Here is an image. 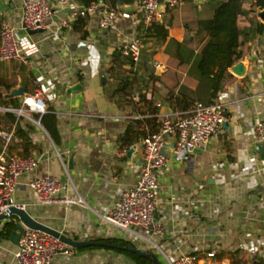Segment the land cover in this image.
<instances>
[{
  "label": "crops",
  "instance_id": "crops-1",
  "mask_svg": "<svg viewBox=\"0 0 264 264\" xmlns=\"http://www.w3.org/2000/svg\"><path fill=\"white\" fill-rule=\"evenodd\" d=\"M48 1L52 7L57 3ZM70 2L78 4V0ZM138 2L132 0L119 9L132 12ZM22 3L23 0H0V24L5 21L14 26L18 37L29 41L34 50L25 61H0V79L11 89L20 85L24 88V95L17 97L20 103L25 95L37 91L52 106L59 143L55 144L33 118L0 106V138L4 143L1 152L6 153L15 127V122L2 116L4 112L22 116L33 125L30 138L35 148L27 156L35 157L38 164L18 178L16 203L34 219L71 239L123 238L137 249L153 253L161 264H167L165 256L175 259L182 254L195 255L196 264H264V154L253 134V125L264 119V31L242 45L243 56L237 62L242 64V71L228 69L229 76L218 93L227 116L220 130L204 147L183 159H177L172 152L173 137L167 138L164 150L169 161L157 175L154 220L160 231H140L145 238L132 237L101 218L112 206L117 191L136 182L142 159L143 138L127 148H119L118 139L131 120L137 123L154 108L156 113L179 111L169 106V93L177 94L182 86L196 88L197 81L166 51V45L169 39H191L197 20L210 16V0H183L181 5L166 9L158 22L168 30L163 41L145 36L127 19H120L113 29L101 30L96 13L85 17L87 36L81 38L72 22L68 27L59 26L60 20L69 18V9L64 7L51 15L46 30L30 33L21 24ZM255 20L264 23L258 11ZM136 36H142L143 41L135 64L137 82H144L145 98L150 103L138 102L134 92L131 102H117L106 91L110 80L106 70L113 50ZM189 45L197 46L194 42ZM76 82L82 88L66 93ZM112 85L109 83V87ZM2 92L7 93L4 89ZM4 133L10 135L9 139L4 138ZM8 155L21 156L20 148L12 147ZM70 158L72 168L68 167ZM51 176L65 183L60 195L78 194L85 205L37 203L30 182ZM4 222L0 221V230ZM16 249L17 245L8 238L0 239V264H12ZM54 264L135 262L110 249L73 248L70 254H56Z\"/></svg>",
  "mask_w": 264,
  "mask_h": 264
},
{
  "label": "built area",
  "instance_id": "built-area-1",
  "mask_svg": "<svg viewBox=\"0 0 264 264\" xmlns=\"http://www.w3.org/2000/svg\"><path fill=\"white\" fill-rule=\"evenodd\" d=\"M182 3L183 0H139L134 11L125 12L121 11L119 6L110 7L103 2L81 5L70 0H57L56 5L52 7L48 0H23L21 24L26 30H46L51 15L64 7L69 9V18L60 20V27H68L71 22L96 13L97 24L101 30L113 29L120 19H127L133 26H141V31L145 33L147 27L163 19L166 9L175 8ZM142 44V36H136L121 46L122 52L130 56L136 64L141 56ZM33 50L34 47L29 41L18 37L14 26L5 21L1 22L0 61H25ZM23 104L31 112L38 114H42L46 108V103L37 91L25 95ZM156 106H159V103H156ZM14 110L16 112V109ZM18 114L22 115L21 111ZM155 116L160 122L159 127L142 140V159L136 182L132 186L120 188L112 206L101 216L104 222L132 237L145 238L140 231H160L154 220L159 189L157 175L169 161L164 150L167 138L173 137L172 152L177 159H183L196 149L204 147L227 120L224 104L218 96L209 104L197 101L188 111H169L156 113ZM253 134L264 154V119L253 125ZM3 136L5 139L10 137L6 133ZM37 164L38 160L32 156L0 152V214L6 212L10 206L19 205L14 198L18 178L34 169ZM29 186L35 200L41 205H85L84 199L78 194L60 195L65 183L58 177L35 178ZM72 250V246L58 237L25 227L13 254L12 264H54L56 254H70ZM209 255H213V252ZM165 259L167 264H196L197 261L193 254H182L175 259L165 256Z\"/></svg>",
  "mask_w": 264,
  "mask_h": 264
},
{
  "label": "trees",
  "instance_id": "trees-1",
  "mask_svg": "<svg viewBox=\"0 0 264 264\" xmlns=\"http://www.w3.org/2000/svg\"><path fill=\"white\" fill-rule=\"evenodd\" d=\"M131 1L121 0V4ZM92 2H103L110 7L119 6L117 0H78L81 5H88ZM263 9L264 0H210V16L197 20L196 29L191 39L181 42L174 39L168 40L166 51L172 53L180 65H185L187 75L197 81L194 90L182 86L177 94H168L166 99L172 110L188 111L197 101L209 104L217 98L225 79L229 76L228 69L242 59L244 42L264 31V23L255 20L256 12ZM86 23L87 18H79L72 22L73 28L79 32L81 38L87 36ZM139 27L141 28V26ZM144 32L145 36L159 38L162 41L168 36V30L162 23H155L147 27ZM192 42L197 46H190L189 43ZM106 74L110 79L105 85L110 98H115L117 102L122 100L131 102V93L134 92L139 98L138 102L150 103V100L145 98L144 82L142 81L141 84L137 82L138 68L130 56L123 54L122 47L113 50ZM133 82L137 84L134 85ZM109 83H113L112 88L109 87ZM3 89L8 92L11 85H5L0 79V106L20 109L19 99L17 97L4 98ZM155 113L154 108L137 123L131 120L118 139L119 148H127L138 142L140 138L144 139L157 131L160 122ZM2 116L10 122H15L12 141L7 144L6 153L8 154L12 147H19L21 156L30 155L31 150L35 148V144L30 138V132L33 129L32 123L24 121L22 116H17L9 111L4 112ZM33 118L40 122L54 143L58 144L57 119L52 106L46 104L44 112L42 114L33 113ZM14 139L17 142H14ZM3 144V140L0 138V152ZM14 218L16 217L11 216L4 222L0 230V239L8 238L15 225ZM108 245L120 248H112ZM85 248L110 249L128 256L135 264H157L151 258L153 253L147 251L150 256H138L133 251L136 248L134 244L123 238H97L93 240L92 245Z\"/></svg>",
  "mask_w": 264,
  "mask_h": 264
},
{
  "label": "water",
  "instance_id": "water-1",
  "mask_svg": "<svg viewBox=\"0 0 264 264\" xmlns=\"http://www.w3.org/2000/svg\"><path fill=\"white\" fill-rule=\"evenodd\" d=\"M117 3L119 6L122 5L121 0H117ZM258 16L261 20L264 21V9L258 11ZM40 31H43V30L42 29H35V30H30L29 32L30 33H36V32H40ZM231 67L235 73H239L240 71H242V64H240V63H236V65L234 64ZM101 83L102 84L105 83V77L101 78ZM81 88H82V85L80 84V82H76V83L70 85L66 89V93L74 92L76 90H80ZM23 95H24V88L20 85L18 87H14V88L10 89L9 92L4 93L3 97L4 98H13V97H21ZM37 124H40V122L38 121ZM131 150H132V148L128 149L127 154H130ZM259 150L260 151L262 150L261 146H259ZM68 167L72 168V158H70L68 160ZM11 216H15L16 218H14L15 225H14V228L12 229V231L10 232L8 239L14 245H18L19 240H20L22 234L24 233L25 227L38 229V230L44 231L50 235L58 237L59 239H61L62 241H64L68 245L72 246L73 248H84V247H87V246H90L93 244V241H90V240H74V239H71L70 237L67 236L66 233L61 232V231H59L53 227L47 226V225L39 222L38 220L34 219L21 205L10 206L6 210V212L0 214V221H2V220L7 221V220H9V218ZM108 246L112 247V248L113 247L120 248V247H117L115 245H108ZM133 251L138 256H144V257L150 256V254L147 251H144L141 249L135 248V249H133ZM151 258L157 264H161L160 261L156 258V256L152 255Z\"/></svg>",
  "mask_w": 264,
  "mask_h": 264
},
{
  "label": "rangeland",
  "instance_id": "rangeland-1",
  "mask_svg": "<svg viewBox=\"0 0 264 264\" xmlns=\"http://www.w3.org/2000/svg\"><path fill=\"white\" fill-rule=\"evenodd\" d=\"M147 55H149V53L147 54ZM150 57H148V56H146V59L148 60ZM19 111H21V113L24 115V116H27V117H29V118H33V113L29 110V108L25 105V104H23V101L21 102V108L20 109H17L16 110V113H19ZM33 121L35 122V121H37V120H35L34 118H33Z\"/></svg>",
  "mask_w": 264,
  "mask_h": 264
}]
</instances>
